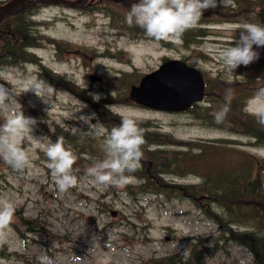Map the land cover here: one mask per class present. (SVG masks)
<instances>
[{"label":"rangeland","instance_id":"obj_1","mask_svg":"<svg viewBox=\"0 0 264 264\" xmlns=\"http://www.w3.org/2000/svg\"><path fill=\"white\" fill-rule=\"evenodd\" d=\"M94 1L86 8H41L35 16L41 21L40 37L37 35L41 42L31 50L34 58L0 65V85H11L8 99L0 106V126L16 115L35 120L16 137L17 146L28 156L29 167L17 171L0 159V198L9 200L16 209L7 236L0 241V264H21L18 253L34 264H143L169 254H175L176 264H197L187 261L192 240L217 235L216 222L187 201L132 193L131 188L140 182L132 173L131 183L120 189L95 185L86 176V169L93 159L103 158L104 146L99 142V154L87 155L91 161L84 160L81 165L85 174L77 186L60 192L47 167L45 149L55 142V130L60 136L64 131L84 130L88 136L102 126V133L96 134L102 137L105 121L118 114L151 121L155 131L170 134L163 137L162 148L182 149L187 141L206 143L213 151L204 159L203 169L218 167L214 169L217 172L219 168L237 167L246 159L244 150L264 155V147L248 143L249 136L208 127L191 111L170 112L138 105L128 95L143 75L172 58L185 59L201 69L210 86L220 78L231 80L232 75L220 72L225 66L219 51L239 38L240 23L206 22L202 24L205 36L185 40L180 35L175 41H155L147 34L126 32L117 18L126 15L138 0ZM254 48L260 53L255 60L258 67H238V74L246 72L258 81L249 88L248 111L256 107L251 101L257 90L264 89V47ZM33 82L41 84L42 97L34 90L25 91ZM70 83L78 86V94L70 89ZM96 94L99 101L93 99ZM199 180L201 177L189 174L178 176L175 182ZM22 215L39 220L41 230H29L21 224ZM17 225L26 237L19 234ZM185 249L187 255L182 259ZM251 262L252 255L244 247L227 244L208 255L203 264Z\"/></svg>","mask_w":264,"mask_h":264},{"label":"trees","instance_id":"obj_2","mask_svg":"<svg viewBox=\"0 0 264 264\" xmlns=\"http://www.w3.org/2000/svg\"><path fill=\"white\" fill-rule=\"evenodd\" d=\"M233 1L227 7L220 6L206 10L197 26L183 32L181 37L186 40L189 36H205L207 33L202 24L206 22L217 24L232 21L240 24L243 22L264 24V0ZM125 17L126 15L122 17L120 14L117 18L125 26L126 32L132 30L137 35H146L145 31L138 26H129ZM18 24L22 28H14L6 37L3 34V40L0 43V64L16 63L24 58L31 61L34 58L26 51L27 46L33 44L32 38H35L34 33L29 29L31 25L28 22L24 25L19 20ZM248 66L253 70L258 67L256 61ZM223 71L226 76L232 75L231 80L220 78L213 86H210L209 80L205 78L207 82L205 98L194 103L186 111H191L208 127L223 129L231 134L249 136L250 145L264 147V126L258 124L255 117L246 109V100L250 95L249 88L257 85L258 81L249 77L246 72L242 74L241 71L238 74V68L234 71L225 68L220 72L224 73ZM260 77L261 75H258L257 78ZM72 90L78 94V87H73ZM226 103L230 107L227 118L222 123H217L213 114ZM120 119L121 116L118 114L109 116L104 124L105 133L99 138L95 132L85 135L84 130L61 132L66 146L70 145L77 156L73 174L78 179L85 174V168H81L84 160L88 163L92 159L87 155L99 154L98 142L104 146V139L113 127L119 125ZM137 121L143 130L145 144L142 148L143 159L140 169L132 173L139 178L140 182L131 188L133 189L131 192L141 195L153 193L165 199L187 201L209 220L218 224L217 235L194 237L187 261L203 264L208 255H213L215 251L225 248L227 244H234L244 247L251 253V264H264V155L244 150L246 159L240 165L226 170L219 168L217 172H214V169L218 167L203 169L202 166L207 154L213 151L206 143L187 141L183 142L185 145L182 149L162 148L163 137L170 134L155 131L151 121L142 119ZM52 135L54 140L60 136L56 130L52 132ZM189 174H196L201 177V180L197 183L175 182L178 176L187 177ZM21 219V224L27 226L29 230H41L42 224L39 220H31L23 215ZM21 229V226L17 225L19 234L26 237ZM1 250L2 255L4 249L1 248ZM174 255L150 258L143 264H176L177 258ZM18 256L22 260L21 264H34L28 256L20 253Z\"/></svg>","mask_w":264,"mask_h":264},{"label":"clouds","instance_id":"obj_3","mask_svg":"<svg viewBox=\"0 0 264 264\" xmlns=\"http://www.w3.org/2000/svg\"><path fill=\"white\" fill-rule=\"evenodd\" d=\"M230 3L231 0H138L132 3L125 19L129 26H138L155 41L169 42L196 27L206 10L227 7ZM237 31L239 38H233L229 47L219 51L221 62L230 71L241 65L248 66L259 59L260 53L254 45L257 48L264 47V24L243 22ZM26 90H34L42 97L40 83L33 82ZM9 94L10 91L0 85V106H3ZM93 99L99 101L100 95H93ZM251 103L256 107L250 111V115L255 117L258 124L264 126V89L257 90ZM229 111L227 103L222 105L213 114L216 122L222 123ZM81 120L84 121L83 116ZM31 123H35V120L16 115L7 118L5 124L0 126V159L17 171L29 167V159L17 146L16 137ZM93 131L101 134L102 126ZM144 144L143 130L137 119L122 115L119 125L113 127L104 139L103 158L92 160L86 169V176L91 177L97 186L108 185L117 189L125 187L132 180L129 174L140 169ZM45 155L48 160L47 167L51 170L53 181L60 192L77 186L78 178L73 174L77 156L70 145L66 146L63 136L47 146ZM15 212L16 209L9 200L0 198V241L7 236ZM186 255L187 249L181 252L182 259ZM42 264H47V261H42Z\"/></svg>","mask_w":264,"mask_h":264},{"label":"water","instance_id":"obj_4","mask_svg":"<svg viewBox=\"0 0 264 264\" xmlns=\"http://www.w3.org/2000/svg\"><path fill=\"white\" fill-rule=\"evenodd\" d=\"M37 1L15 0L0 7V20L11 13L29 7ZM71 7H84L88 0H56ZM6 85V84H5ZM7 88H9L6 85ZM205 80L200 69L189 65L185 60H167L161 66L144 75L138 85L133 86L129 95L137 103L148 107L167 110H185L192 103L205 96Z\"/></svg>","mask_w":264,"mask_h":264},{"label":"flooded vegetation","instance_id":"obj_5","mask_svg":"<svg viewBox=\"0 0 264 264\" xmlns=\"http://www.w3.org/2000/svg\"><path fill=\"white\" fill-rule=\"evenodd\" d=\"M8 0H0V4H3V3H5V2H7ZM23 14H25V13H23Z\"/></svg>","mask_w":264,"mask_h":264}]
</instances>
